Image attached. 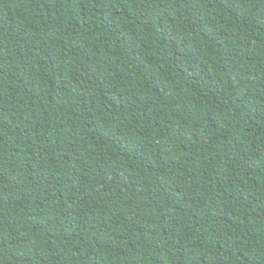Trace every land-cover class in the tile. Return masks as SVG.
Masks as SVG:
<instances>
[{
  "label": "trees",
  "instance_id": "trees-1",
  "mask_svg": "<svg viewBox=\"0 0 264 264\" xmlns=\"http://www.w3.org/2000/svg\"><path fill=\"white\" fill-rule=\"evenodd\" d=\"M0 264H264V0H0Z\"/></svg>",
  "mask_w": 264,
  "mask_h": 264
}]
</instances>
